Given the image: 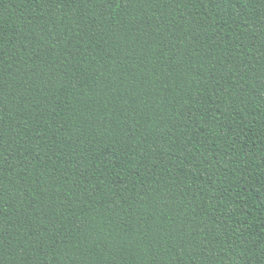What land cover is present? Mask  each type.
Returning <instances> with one entry per match:
<instances>
[{
	"label": "trees",
	"instance_id": "16d2710c",
	"mask_svg": "<svg viewBox=\"0 0 264 264\" xmlns=\"http://www.w3.org/2000/svg\"><path fill=\"white\" fill-rule=\"evenodd\" d=\"M0 264H264V0H0Z\"/></svg>",
	"mask_w": 264,
	"mask_h": 264
}]
</instances>
